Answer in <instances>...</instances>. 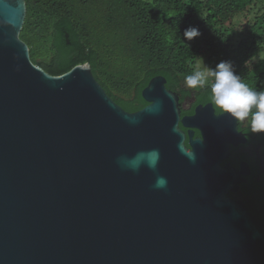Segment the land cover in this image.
<instances>
[{"label":"water","instance_id":"water-1","mask_svg":"<svg viewBox=\"0 0 264 264\" xmlns=\"http://www.w3.org/2000/svg\"><path fill=\"white\" fill-rule=\"evenodd\" d=\"M26 13L0 0V264H264V223L229 197L251 169L223 166L248 142L239 121L213 104L182 117L162 76L131 113L88 63L50 75L20 37ZM153 149L155 170L117 162Z\"/></svg>","mask_w":264,"mask_h":264},{"label":"trees","instance_id":"trees-1","mask_svg":"<svg viewBox=\"0 0 264 264\" xmlns=\"http://www.w3.org/2000/svg\"><path fill=\"white\" fill-rule=\"evenodd\" d=\"M25 2L20 37L31 61L53 76L90 64L96 80L127 112L147 106L142 92L157 76L172 92L187 88L184 77L200 69L202 61L212 69L230 61L244 83L264 91V0ZM189 27L200 32L191 41L184 36ZM210 84L191 89L197 103H211ZM240 125L253 137L259 134L264 146V133L252 132L248 121ZM253 167L243 193L256 199L251 213L264 223V172ZM229 197L235 198L233 193Z\"/></svg>","mask_w":264,"mask_h":264},{"label":"clouds","instance_id":"clouds-1","mask_svg":"<svg viewBox=\"0 0 264 264\" xmlns=\"http://www.w3.org/2000/svg\"><path fill=\"white\" fill-rule=\"evenodd\" d=\"M200 35L199 29L189 27L184 36L191 41ZM210 101L222 113L229 114L239 122L248 121L254 133H264V91H257L243 82L235 74L230 61H221L215 69L206 65L202 69L194 70L184 77V84L190 89L204 88L209 81ZM190 162H195L194 155H189ZM147 160L149 168L155 170L159 161V151L151 150L149 153H138L132 159L118 158L122 166L138 171L142 162ZM168 180L164 176H157L153 187L158 190L166 189Z\"/></svg>","mask_w":264,"mask_h":264},{"label":"flooded vegetation","instance_id":"flooded-vegetation-1","mask_svg":"<svg viewBox=\"0 0 264 264\" xmlns=\"http://www.w3.org/2000/svg\"><path fill=\"white\" fill-rule=\"evenodd\" d=\"M177 94L179 97V107L181 109V116L182 117H191L195 114L196 108L199 106L205 107L208 104H212L210 102L207 103H197V94L192 91L190 88H181V91L179 92H174ZM214 107V106H213ZM215 109V108H214ZM215 114L220 115L222 112H217L215 109ZM245 126H241L239 122V130L246 134L248 138V142L245 145H240L238 147H233L231 149V156L229 160H227L223 166L226 164H230L232 167L235 169L239 170L240 169V164L242 162H246L250 169H251V175L246 177V182L243 183L239 190L235 193L234 199L243 201L247 207L249 208L251 212V205L248 204V202H245L244 200L247 198L244 193H243V187L249 182L250 177L253 174V165H259L261 167L262 172H264V146L260 144L259 141V134H256L254 137L248 133L245 132L243 129ZM181 129L185 132L188 133V129L184 128L181 125ZM200 137V132L198 130H195V138ZM187 146L189 147V143L187 141ZM257 180H259V177H257ZM257 218V217H256ZM258 219V218H257Z\"/></svg>","mask_w":264,"mask_h":264},{"label":"rangeland","instance_id":"rangeland-1","mask_svg":"<svg viewBox=\"0 0 264 264\" xmlns=\"http://www.w3.org/2000/svg\"><path fill=\"white\" fill-rule=\"evenodd\" d=\"M203 67H204V63H203V61H202V63H200L199 68L202 69ZM245 200H246L251 206L256 207L257 202H256V199H255V198H253V197H247Z\"/></svg>","mask_w":264,"mask_h":264}]
</instances>
